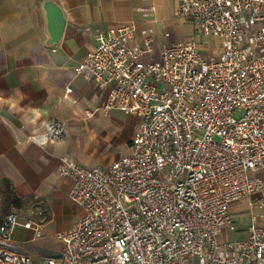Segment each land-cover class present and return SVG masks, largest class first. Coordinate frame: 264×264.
Instances as JSON below:
<instances>
[{
    "label": "built area",
    "instance_id": "1",
    "mask_svg": "<svg viewBox=\"0 0 264 264\" xmlns=\"http://www.w3.org/2000/svg\"><path fill=\"white\" fill-rule=\"evenodd\" d=\"M174 13L217 40L218 59L193 38L155 52L150 38L129 47L127 27L95 36L77 71L110 87L105 111L140 123L130 153L105 168L59 159L83 214L55 236L60 254L36 264H264L263 225L221 238L235 232L233 204L264 200V0H180ZM47 124L65 138L63 123ZM43 218L37 207L0 221V264H35L11 236L39 237Z\"/></svg>",
    "mask_w": 264,
    "mask_h": 264
},
{
    "label": "crops",
    "instance_id": "2",
    "mask_svg": "<svg viewBox=\"0 0 264 264\" xmlns=\"http://www.w3.org/2000/svg\"><path fill=\"white\" fill-rule=\"evenodd\" d=\"M39 1L0 0V94L18 97L23 93L22 108H39L44 113L36 125H25L24 112L0 108V190L6 180L19 197L42 204L45 228L51 217L71 203L72 181L57 175L59 159L65 157L86 170L105 168L130 153L129 144L140 123L135 115L105 111L110 87H100L95 78L77 71L94 48L95 36L127 27L132 29L129 47L150 38L155 52L193 38L202 56L215 59L218 42L196 35L191 25L176 17L180 0H51L60 8L65 24L60 41L49 44ZM51 121L64 124L65 138L40 148L31 142L34 129ZM76 208L75 223L83 214ZM230 213L235 232L223 233L224 240L245 237L252 221L264 226V200L260 205L233 204ZM5 216L0 197V221ZM17 229L22 228L15 227L12 237Z\"/></svg>",
    "mask_w": 264,
    "mask_h": 264
},
{
    "label": "rangeland",
    "instance_id": "3",
    "mask_svg": "<svg viewBox=\"0 0 264 264\" xmlns=\"http://www.w3.org/2000/svg\"><path fill=\"white\" fill-rule=\"evenodd\" d=\"M208 46H212V41L206 42ZM239 118L236 114L235 119ZM39 207L43 211L42 226L47 223V214L42 204L34 201L27 203L23 209L11 210L9 213H16L19 215V220L22 222L29 212H34ZM77 208L74 203H70L66 209L62 210L58 215L51 217L49 223L45 228H42L39 237H35L31 230L17 229L16 234L11 240L18 247L19 253L28 256L33 263H39L44 258L56 257L60 254L61 245L55 239L58 233L64 232L75 224V214ZM8 213V214H9ZM6 214V215H8ZM38 220V219H35ZM229 234V233H226ZM34 247H42V249H34Z\"/></svg>",
    "mask_w": 264,
    "mask_h": 264
},
{
    "label": "clouds",
    "instance_id": "4",
    "mask_svg": "<svg viewBox=\"0 0 264 264\" xmlns=\"http://www.w3.org/2000/svg\"><path fill=\"white\" fill-rule=\"evenodd\" d=\"M25 99L23 93L18 97L16 95L5 96L0 94V108L7 107L9 112H24L23 122L25 125H36L37 121L44 115L39 108L29 107L22 108V101ZM51 128L47 122H43L39 127L34 129V135L31 137V142L35 143L40 148L47 147L50 143H55L50 139Z\"/></svg>",
    "mask_w": 264,
    "mask_h": 264
},
{
    "label": "water",
    "instance_id": "5",
    "mask_svg": "<svg viewBox=\"0 0 264 264\" xmlns=\"http://www.w3.org/2000/svg\"><path fill=\"white\" fill-rule=\"evenodd\" d=\"M39 7L44 14L49 44L60 41L63 29L64 18L60 8L51 0H40Z\"/></svg>",
    "mask_w": 264,
    "mask_h": 264
},
{
    "label": "trees",
    "instance_id": "6",
    "mask_svg": "<svg viewBox=\"0 0 264 264\" xmlns=\"http://www.w3.org/2000/svg\"><path fill=\"white\" fill-rule=\"evenodd\" d=\"M1 209L3 214H8L11 210H21L29 203L27 198L19 197L10 182L3 180L0 190Z\"/></svg>",
    "mask_w": 264,
    "mask_h": 264
}]
</instances>
